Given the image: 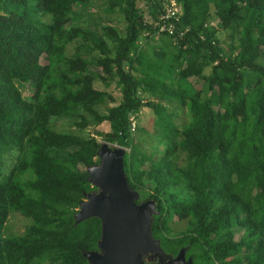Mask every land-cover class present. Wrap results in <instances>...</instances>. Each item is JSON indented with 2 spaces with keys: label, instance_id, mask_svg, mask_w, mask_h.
Wrapping results in <instances>:
<instances>
[{
  "label": "trees",
  "instance_id": "16d2710c",
  "mask_svg": "<svg viewBox=\"0 0 264 264\" xmlns=\"http://www.w3.org/2000/svg\"><path fill=\"white\" fill-rule=\"evenodd\" d=\"M137 2L0 0V264H89L100 220L73 215L94 190L86 168L100 142L128 149L127 183L136 203L154 201L165 253L264 264V0H177L176 39L156 33L161 0H142L146 17ZM143 106L157 128L146 148L131 126ZM51 117L108 130L59 132ZM12 212L27 220L17 234L5 232ZM173 221L185 222L176 235Z\"/></svg>",
  "mask_w": 264,
  "mask_h": 264
},
{
  "label": "water",
  "instance_id": "95a60500",
  "mask_svg": "<svg viewBox=\"0 0 264 264\" xmlns=\"http://www.w3.org/2000/svg\"><path fill=\"white\" fill-rule=\"evenodd\" d=\"M124 150L100 142L97 163L86 168V181L94 190L83 194L74 223L95 216L100 220V234L96 248L82 251V256L89 264H145L143 257L149 253L159 264H192L185 258L184 247L174 256L167 255L151 235L155 203L152 199L135 202L138 194L129 187L123 171Z\"/></svg>",
  "mask_w": 264,
  "mask_h": 264
},
{
  "label": "rangeland",
  "instance_id": "374dc122",
  "mask_svg": "<svg viewBox=\"0 0 264 264\" xmlns=\"http://www.w3.org/2000/svg\"><path fill=\"white\" fill-rule=\"evenodd\" d=\"M137 6H139L143 10L144 15L146 17L147 16L146 12H145L146 9H145V5L142 2V0H138ZM93 12L97 13L100 16H101V14H103L100 10H96V9H93ZM109 17L112 20L108 24H110L117 31L122 33L123 32V26H124V20H123L122 15L112 14V15H109ZM99 22L101 24H105V22H103V21H99ZM223 36H224V32H220L219 37L223 38ZM72 45H73V43H71L67 46V50H66L67 54H69L71 52ZM40 62L44 63L45 60L43 58H41ZM192 83H194V87L199 86V84L196 80H193ZM93 86L96 89H99V90L105 89L106 91L111 93V95L115 98V102H117L120 98L119 93H118L116 87L114 86L113 82L108 87H104L103 84L99 80H95L93 82ZM25 92L27 93V91H25ZM111 105H113V103H109L106 105H100L97 107V109L99 112L104 113L105 108L107 106H111ZM152 118H153V112L151 111V109L143 106L139 110L136 118H134L132 120L131 126L135 127L132 130L133 137L135 139V142L137 144L141 145L143 148L148 147L149 145H151L155 141V134L157 132V128L155 127V125L152 124V122H151ZM183 118H184V116L182 115V113H178L176 115L174 121L176 123H180V121L183 120ZM49 121H50V126L55 131L78 134V135L83 136V137L88 136V135L92 136V135H94L93 132H95V131L105 132L108 130V125L104 121L101 122L100 124L91 125V126H88L86 128L80 129V130L77 129L76 127L70 125L69 124L70 120L65 119V118L51 117ZM96 138H97V140H100L98 137H96ZM124 149H125L124 152L127 153L128 149L127 148H124ZM4 158H5L4 161L10 160V155H5ZM26 222H27V220L24 217H22L19 213L12 212L8 215V218L5 222V225H4L5 232L17 234L23 230V227L26 224ZM184 226H185V222L173 221V223H170V233L176 235L184 228ZM238 236H239V233L236 232L234 237L237 238Z\"/></svg>",
  "mask_w": 264,
  "mask_h": 264
},
{
  "label": "built area",
  "instance_id": "2783aa9c",
  "mask_svg": "<svg viewBox=\"0 0 264 264\" xmlns=\"http://www.w3.org/2000/svg\"><path fill=\"white\" fill-rule=\"evenodd\" d=\"M161 6V12L155 24L156 33H166L173 36L174 39L181 37L185 28L176 30L175 27L180 15V6L177 0H161Z\"/></svg>",
  "mask_w": 264,
  "mask_h": 264
},
{
  "label": "flooded vegetation",
  "instance_id": "af4514ba",
  "mask_svg": "<svg viewBox=\"0 0 264 264\" xmlns=\"http://www.w3.org/2000/svg\"><path fill=\"white\" fill-rule=\"evenodd\" d=\"M164 252V251H163ZM165 253V252H164ZM165 254H167V253H165ZM168 255V254H167ZM185 258H187L186 256H185ZM162 261L164 262V259H162ZM143 262L145 263V264H159V259L158 258H156V257H150V254L148 253V254H146V255H144V257H143Z\"/></svg>",
  "mask_w": 264,
  "mask_h": 264
}]
</instances>
